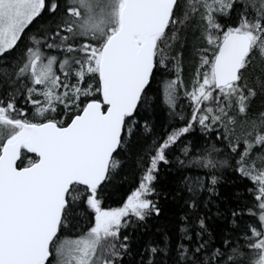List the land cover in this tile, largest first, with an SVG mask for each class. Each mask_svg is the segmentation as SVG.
Listing matches in <instances>:
<instances>
[{"label": "snow or ice", "instance_id": "1", "mask_svg": "<svg viewBox=\"0 0 264 264\" xmlns=\"http://www.w3.org/2000/svg\"><path fill=\"white\" fill-rule=\"evenodd\" d=\"M0 264H264V0H0Z\"/></svg>", "mask_w": 264, "mask_h": 264}, {"label": "trees", "instance_id": "2", "mask_svg": "<svg viewBox=\"0 0 264 264\" xmlns=\"http://www.w3.org/2000/svg\"><path fill=\"white\" fill-rule=\"evenodd\" d=\"M131 186H132L131 184L125 185V187H124L123 189H121V190L119 191V193L113 197L112 200L109 201V204H110L111 206H113V207L118 206V203H119V200H120L121 196H122L125 192L129 191L130 188H131Z\"/></svg>", "mask_w": 264, "mask_h": 264}]
</instances>
